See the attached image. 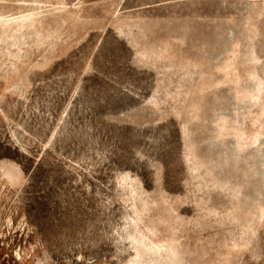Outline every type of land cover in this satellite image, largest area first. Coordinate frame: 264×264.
I'll return each mask as SVG.
<instances>
[{"label": "rangeland", "instance_id": "1", "mask_svg": "<svg viewBox=\"0 0 264 264\" xmlns=\"http://www.w3.org/2000/svg\"><path fill=\"white\" fill-rule=\"evenodd\" d=\"M0 264H264V0H0Z\"/></svg>", "mask_w": 264, "mask_h": 264}]
</instances>
